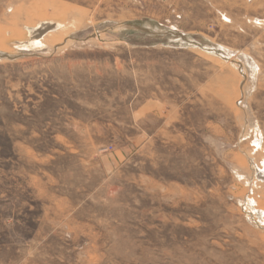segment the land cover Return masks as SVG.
<instances>
[{
	"label": "rangeland",
	"instance_id": "374dc122",
	"mask_svg": "<svg viewBox=\"0 0 264 264\" xmlns=\"http://www.w3.org/2000/svg\"><path fill=\"white\" fill-rule=\"evenodd\" d=\"M0 264H264V0H0Z\"/></svg>",
	"mask_w": 264,
	"mask_h": 264
}]
</instances>
